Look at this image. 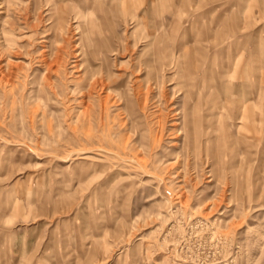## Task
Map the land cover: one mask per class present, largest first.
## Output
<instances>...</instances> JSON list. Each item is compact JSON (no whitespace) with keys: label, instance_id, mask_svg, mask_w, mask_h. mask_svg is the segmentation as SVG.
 <instances>
[{"label":"rangeland","instance_id":"rangeland-1","mask_svg":"<svg viewBox=\"0 0 264 264\" xmlns=\"http://www.w3.org/2000/svg\"><path fill=\"white\" fill-rule=\"evenodd\" d=\"M0 264H264V0H0Z\"/></svg>","mask_w":264,"mask_h":264}]
</instances>
